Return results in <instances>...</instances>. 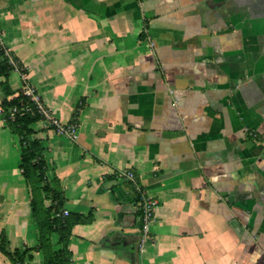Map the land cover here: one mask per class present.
<instances>
[{"label":"crops","instance_id":"1","mask_svg":"<svg viewBox=\"0 0 264 264\" xmlns=\"http://www.w3.org/2000/svg\"><path fill=\"white\" fill-rule=\"evenodd\" d=\"M0 28L62 124L84 98L76 140L32 125L63 210L92 215L74 264H264V0H0ZM20 154L0 113V238L27 250L0 264H45ZM118 169L160 201L146 234Z\"/></svg>","mask_w":264,"mask_h":264},{"label":"trees","instance_id":"2","mask_svg":"<svg viewBox=\"0 0 264 264\" xmlns=\"http://www.w3.org/2000/svg\"><path fill=\"white\" fill-rule=\"evenodd\" d=\"M14 63L22 71L27 72L10 53H7L0 38V89L3 95L0 101V113L6 127L19 137L21 146L19 166L30 187L32 211L39 227V242L36 248L43 251L45 264H74L72 252L69 249L72 230L76 224L90 221L92 215L85 216L75 213L63 215L64 193L55 181L47 178L44 148L41 141L34 137L36 131L32 127L34 123L43 120L44 116L32 97L24 93L23 86L18 89H13L11 86L10 76L15 71ZM83 103L84 98L78 103L74 111V118L70 123L78 124V115L84 106ZM15 108L17 110L13 112ZM47 199H50L49 205L46 204ZM53 233L59 235L60 246L58 248H54L52 243L51 235ZM0 250L21 263H23L27 252V250L11 252L8 248V239L3 233L0 238Z\"/></svg>","mask_w":264,"mask_h":264},{"label":"built area","instance_id":"3","mask_svg":"<svg viewBox=\"0 0 264 264\" xmlns=\"http://www.w3.org/2000/svg\"><path fill=\"white\" fill-rule=\"evenodd\" d=\"M1 33H2V30L0 28V34ZM14 65H15V71L19 73L21 79L23 80L24 93L32 97V99L35 101L38 109L44 116L43 120L48 122L49 125L55 127L59 132H62L68 135L73 140H76L77 139L76 132H77L78 124L76 123L62 124L56 117H54L52 113L50 112V110L42 102L40 95L37 93L35 87L28 82L27 74L24 71H22V69L19 68L18 65H16V63H14ZM16 110H17L16 108L13 109V112H15ZM115 174L118 178H124L133 183L138 193L139 203L141 207V221H142L141 228L144 234H146L148 232V228L151 222L154 221L156 209L158 208L159 203H160L159 199L157 197L150 196L146 192L145 188L139 184L133 170L118 169L116 170ZM68 214H69V211L65 209L63 211V215H68Z\"/></svg>","mask_w":264,"mask_h":264},{"label":"rangeland","instance_id":"4","mask_svg":"<svg viewBox=\"0 0 264 264\" xmlns=\"http://www.w3.org/2000/svg\"><path fill=\"white\" fill-rule=\"evenodd\" d=\"M14 85L16 84V82L13 83ZM22 87V86H21ZM38 93V92H37Z\"/></svg>","mask_w":264,"mask_h":264}]
</instances>
